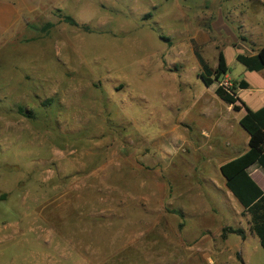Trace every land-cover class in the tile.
<instances>
[{"label":"rangeland","instance_id":"obj_1","mask_svg":"<svg viewBox=\"0 0 264 264\" xmlns=\"http://www.w3.org/2000/svg\"><path fill=\"white\" fill-rule=\"evenodd\" d=\"M17 8L0 13V264H264L220 171L247 133L216 94L247 70L264 0ZM221 51L231 77L208 86L198 55L215 70Z\"/></svg>","mask_w":264,"mask_h":264},{"label":"trees","instance_id":"obj_2","mask_svg":"<svg viewBox=\"0 0 264 264\" xmlns=\"http://www.w3.org/2000/svg\"><path fill=\"white\" fill-rule=\"evenodd\" d=\"M151 15H149L150 17ZM72 25L78 26L71 17L64 16ZM203 67L201 77L210 86L215 81H220L229 73L226 56L220 52L216 69H210L209 65L198 55ZM236 60L249 71H261L264 69V48L259 49L253 56L238 54ZM243 89H248L249 84L242 81ZM217 96L226 104L233 106L235 111L246 110V115L240 120L241 127L249 134V150L221 166V172L226 179V187L233 194L245 213L250 215L251 230L258 237L261 247L264 249V190L257 184L249 172V168L255 164L264 170V108L253 111L237 96L234 87L231 93L222 87L216 90ZM229 235H237L246 239V231L243 228L225 227L221 237L226 240Z\"/></svg>","mask_w":264,"mask_h":264},{"label":"crops","instance_id":"obj_3","mask_svg":"<svg viewBox=\"0 0 264 264\" xmlns=\"http://www.w3.org/2000/svg\"><path fill=\"white\" fill-rule=\"evenodd\" d=\"M43 4H44V0H0V13H2V12H6V13L19 12L20 9L17 7H24V9H22L23 11L25 10V11L34 12V11H37L40 7H42ZM255 35L258 37V40H254L252 42L254 44H256L258 46V48L256 50H253V52L250 55H246V56L256 55L258 53L259 49L264 48V31L258 30ZM221 52H223V51H221ZM240 54H243V52H240ZM237 55L238 54H236V56ZM248 71L249 70L247 69V70H244L243 72H241V74H242L241 79H239V80H235L234 78H232V79H234L235 82L237 83V85L235 87L237 96L251 110L258 111L259 109L264 108V69H262L261 71H250V72H248ZM250 75H258L259 78L261 77V81L256 87L251 86L249 84V82L247 81L246 78ZM228 76L231 77V75L229 73H228ZM242 81L247 82L249 84L248 89L242 88V86L240 85ZM228 109H229L228 110L229 116L231 113L239 114V116L237 117L236 120L240 124V120L246 115V110L241 109L240 111H235L233 109V106H231V105H229ZM219 124L218 125L223 130L226 131V134H225L226 136H227L228 132H230L229 135L230 134L233 135V133H232V131H233L232 126L233 125L230 124V118L229 117L228 118L222 117L220 119ZM225 148H226V151L228 152L229 155H234V157H232L231 159H229L225 163L245 154L249 150V134L247 133V136H243L242 139H235L234 138V140L229 141L226 144ZM225 163H223L222 165H224ZM221 166H220V171H221ZM259 169H260V166L255 164L249 168V172L253 178L256 176L257 180H264V173L261 172V170H259ZM224 183L226 185V179H225ZM229 195L233 196L232 193ZM244 241L245 240H243V242Z\"/></svg>","mask_w":264,"mask_h":264},{"label":"built area","instance_id":"obj_4","mask_svg":"<svg viewBox=\"0 0 264 264\" xmlns=\"http://www.w3.org/2000/svg\"><path fill=\"white\" fill-rule=\"evenodd\" d=\"M220 87H222L226 92L231 93L233 90L232 81L226 77L221 81Z\"/></svg>","mask_w":264,"mask_h":264}]
</instances>
